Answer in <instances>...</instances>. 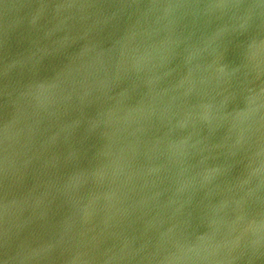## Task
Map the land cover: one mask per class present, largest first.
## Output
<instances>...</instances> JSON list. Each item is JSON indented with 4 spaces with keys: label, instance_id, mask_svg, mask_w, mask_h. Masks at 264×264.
Instances as JSON below:
<instances>
[{
    "label": "water",
    "instance_id": "95a60500",
    "mask_svg": "<svg viewBox=\"0 0 264 264\" xmlns=\"http://www.w3.org/2000/svg\"><path fill=\"white\" fill-rule=\"evenodd\" d=\"M0 264H264V0H0Z\"/></svg>",
    "mask_w": 264,
    "mask_h": 264
}]
</instances>
